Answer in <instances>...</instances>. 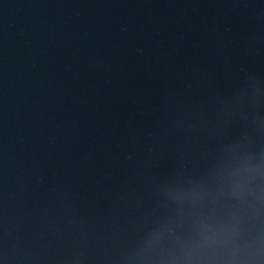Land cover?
<instances>
[{
  "label": "water",
  "instance_id": "95a60500",
  "mask_svg": "<svg viewBox=\"0 0 264 264\" xmlns=\"http://www.w3.org/2000/svg\"><path fill=\"white\" fill-rule=\"evenodd\" d=\"M0 264H264V0H0Z\"/></svg>",
  "mask_w": 264,
  "mask_h": 264
}]
</instances>
